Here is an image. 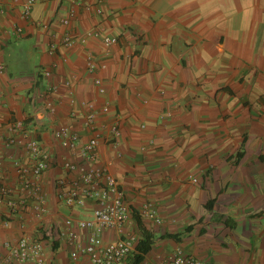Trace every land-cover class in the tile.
<instances>
[{
    "label": "crops",
    "instance_id": "obj_1",
    "mask_svg": "<svg viewBox=\"0 0 264 264\" xmlns=\"http://www.w3.org/2000/svg\"><path fill=\"white\" fill-rule=\"evenodd\" d=\"M22 2L0 0V33L20 29L0 40V134L9 133L13 118L22 119L26 138L36 137L50 151L51 166L41 180L48 212L40 221L30 212L23 219L28 234L42 236L49 263L89 264L85 257L72 262L71 247L59 236L64 219L85 210L64 206L54 181L66 175L61 162L82 160L52 131L68 125L85 141V104L99 109L108 102V113L98 121L117 114L120 138L116 146L101 139L98 161L125 192L130 220L124 232L141 236L135 210L152 235L138 264H160L176 248L214 264H264V163L243 165L250 145L264 140V0H36L28 19L20 16ZM71 8L75 40L49 54V44L64 29L58 19ZM97 26L117 42L89 35ZM88 53L97 63L93 73L86 71ZM95 76L103 81V94ZM50 85L56 90L49 93ZM244 136L246 151L230 165ZM24 157L20 142L5 146L0 139V183L18 187L11 161ZM146 204L158 222L143 213ZM7 214L1 205V252L5 241L20 235L17 217L1 224ZM217 214L231 224L218 221ZM188 225L180 240L163 237ZM116 237L114 230L103 233L104 242Z\"/></svg>",
    "mask_w": 264,
    "mask_h": 264
},
{
    "label": "built area",
    "instance_id": "obj_2",
    "mask_svg": "<svg viewBox=\"0 0 264 264\" xmlns=\"http://www.w3.org/2000/svg\"><path fill=\"white\" fill-rule=\"evenodd\" d=\"M36 0H23L20 6V16L28 19ZM78 5V4H77ZM89 9L88 4L83 5ZM101 12L100 8L96 9ZM75 16V9L71 8L67 16L60 17L59 23L63 26L58 42H51L48 53L54 54L57 46H71L74 35L71 30V20ZM17 26L6 28L0 33L2 37L19 35ZM89 35L100 37L106 44H114L117 38L102 35L101 27L97 26L88 32ZM86 71L93 73L97 63L91 53L86 56ZM52 65H56L55 62ZM4 70V63L0 60V71ZM43 74H49L45 69ZM98 93L105 92L103 81L98 76L93 78ZM56 85H50L47 91L53 92ZM2 96L0 92V97ZM87 111L82 119V130L87 139L82 141L81 133L68 125H60L53 129V138L62 146L75 151L81 162L63 161L61 167L66 175L54 181L56 196L68 208L84 209V215L74 217L69 215L64 219V226L58 232L70 245L69 258L76 262L85 257L89 264H126L136 254V246L140 237L135 232H124V227L130 220V206L125 192L120 187L116 177L108 166L98 161V146L103 139L111 146H116L120 138V117L110 122L99 123L98 115L107 114L109 103L104 102L99 109L93 102H87ZM8 134H0L5 146L21 143L25 157L11 161L15 172L18 187L15 189L7 184L0 183V206L5 205L7 215L1 219L3 226H8L13 217L20 221V235L15 241H5L3 252L0 251V264H50L45 254L42 236L28 234L24 223V216L30 212L37 220H41L48 212L45 194L41 188L43 172L51 166V156L48 148L36 137H27V128L22 119L13 118L7 124ZM22 137L26 140L18 138ZM151 143V142H150ZM190 181L197 179L190 175ZM91 206L88 207L87 206ZM83 210V211H84ZM143 213L152 217L156 222L159 218L154 208L146 204ZM114 230L116 238L103 241V233ZM81 231L84 234H81ZM160 264H214L200 259L190 253L176 248L164 258Z\"/></svg>",
    "mask_w": 264,
    "mask_h": 264
},
{
    "label": "trees",
    "instance_id": "obj_3",
    "mask_svg": "<svg viewBox=\"0 0 264 264\" xmlns=\"http://www.w3.org/2000/svg\"><path fill=\"white\" fill-rule=\"evenodd\" d=\"M246 138L244 136L242 143H241V148L232 156L234 158V163L237 164L241 160V158L244 155V145H245ZM260 160H264V154L259 156ZM214 199L208 200L206 203V208L211 209L213 205ZM132 216L134 217L138 228L140 229V239L138 241V244L136 246V254L133 257V263L138 264L142 261L144 255L149 251L151 248L152 244V235L148 230H146L141 222L140 215L135 211L131 210ZM218 221H222L225 225H230L231 224V219L230 218H224L223 215H218L216 217ZM191 230V225H188L185 227L184 231L181 233H166L163 235L164 238H171L174 240H180L181 236H184L187 232ZM55 247V245H54Z\"/></svg>",
    "mask_w": 264,
    "mask_h": 264
},
{
    "label": "rangeland",
    "instance_id": "obj_4",
    "mask_svg": "<svg viewBox=\"0 0 264 264\" xmlns=\"http://www.w3.org/2000/svg\"><path fill=\"white\" fill-rule=\"evenodd\" d=\"M257 137V136H256ZM261 137H258V139H257V141H259V142H255V143H253L252 144V146L250 145V147H252L251 148V150H249V154H248V157H247V159H245V164H243V165H245V166H251V165H255V164H257L258 163V165H262L261 163H264V161H262V160H260L259 159V154H261V153H264V140L263 139H260ZM260 139V140H259ZM144 148V147H143ZM244 150L246 151V147H244ZM255 152V153H253V154H255V155H253V156H251V152ZM244 160V159H243ZM247 160V161H246ZM244 162V161H243ZM230 165H237V164H235L234 163V160H232V161H230ZM242 165V166H243ZM189 176L190 175H187V179L188 180H190L189 179ZM218 215V214H217ZM42 227V226H41ZM46 230V229H45Z\"/></svg>",
    "mask_w": 264,
    "mask_h": 264
}]
</instances>
